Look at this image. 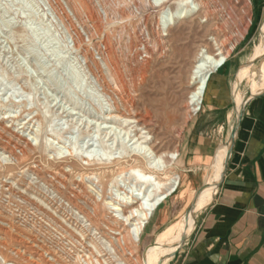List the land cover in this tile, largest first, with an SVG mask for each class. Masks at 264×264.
Wrapping results in <instances>:
<instances>
[{
  "label": "rangeland",
  "instance_id": "1",
  "mask_svg": "<svg viewBox=\"0 0 264 264\" xmlns=\"http://www.w3.org/2000/svg\"><path fill=\"white\" fill-rule=\"evenodd\" d=\"M66 1L0 0V256L11 264H33L39 259L34 256L38 246L55 249L59 245L65 252L81 253L84 248L89 249L93 238L95 240L92 241L98 244V236L94 235L98 231L83 219L79 222L72 218H77L78 213L72 210L66 199H73L70 196L71 184L79 179L71 175L69 166H75L76 158L81 155L105 159L107 155L117 157L127 150H134L137 145L134 144L135 137L140 132H146L142 136H146L148 141L142 146H150L156 156L163 152H177L175 161L170 162L168 175L180 177V186L160 208L141 242L132 246L134 249L130 247L132 257L145 262L150 258L156 236L174 226L201 197H208L210 192L206 191V182L214 181L213 174L223 162L222 129L209 126L207 133L220 137L217 149L219 161L211 160L213 155L201 167L191 168L190 171L184 157L194 133L204 131L200 127L203 105L199 112H186L187 96L192 89L189 71L197 49L209 44V38L216 35L215 20L206 22L198 17L195 21L179 22L169 30L168 37L161 38V29L154 33L156 19L153 15L156 12L149 9L154 0ZM192 1H188L187 5L196 6L197 2ZM218 1L221 13L225 15L229 12L234 19L232 31H235L236 24L246 26L244 34L236 37L234 50L228 57L239 67L248 64L232 84L233 96L236 83L241 80L238 91L242 103V96L250 95L249 79L261 69L260 63L264 60V48L257 52L259 30L263 26L260 25L256 31V19L251 15L249 0H231L233 11L227 9L224 0ZM198 9L196 6L195 12ZM173 11L172 5L164 16ZM97 23L103 24V31L98 36L89 37ZM76 36L81 37L86 49L93 54L99 70L91 65L87 67L81 54L74 50ZM133 37L141 41L136 49H129ZM99 40L113 46L114 72L107 71L100 60L95 46ZM162 41H167L170 52L159 50ZM174 44H178L175 49ZM148 50L152 53L148 54ZM135 51L138 63L146 67L144 75L133 72L135 67L133 62L130 63V56ZM111 110L120 118L107 120ZM234 112L236 116L235 101ZM141 114L149 115L150 125L141 127L136 122ZM25 142L29 149L22 156ZM8 150L14 155L12 157L21 159L20 164H11ZM69 150L77 156H68ZM34 164L45 181L29 172ZM118 172L116 169L112 176L115 177ZM61 173L65 174L62 178ZM55 177L63 180V185H57ZM108 177L106 174L102 178L105 195L113 194L124 199L127 196L117 190L136 192L135 186L131 185V175L119 179L116 187L110 185L111 178ZM29 182L32 183V190L24 192L25 184ZM46 182L55 184V187L52 189ZM82 185V198L77 201L80 207L86 206L85 200L88 202L97 197L90 180L86 179ZM39 197L46 198L48 202L55 200L52 208H57L56 211L42 207ZM104 208L101 204L97 206L101 220L96 226L100 228H104L106 219L112 214V210ZM197 212L192 213L184 237L189 234L192 218ZM11 223H14L13 226H10ZM79 231L85 236L82 241ZM24 247L32 250L28 254L23 253ZM121 257L123 262L129 258L127 255ZM132 257L130 263L134 264ZM42 258L47 260L50 256ZM0 264L5 263L0 261Z\"/></svg>",
  "mask_w": 264,
  "mask_h": 264
},
{
  "label": "bare ground",
  "instance_id": "2",
  "mask_svg": "<svg viewBox=\"0 0 264 264\" xmlns=\"http://www.w3.org/2000/svg\"><path fill=\"white\" fill-rule=\"evenodd\" d=\"M188 1L190 0H154V2L151 3V5L149 6L150 7L149 9H151L152 12H156L155 15H153V18L156 19V31L154 33L156 34L158 30L161 29V34L159 35L161 38L168 37L169 30L175 27L179 22H183L187 20L195 21L196 18L198 17L202 19L204 18L206 22L215 20L216 35H212L209 38V44L207 43L204 46L199 47L197 49L198 51H196V53L193 56L194 62L192 63V67L189 71V82H191L192 84V89L189 91V94L187 96L188 98H187L185 105H186V109L188 110L186 112L195 113L197 111L198 112L200 111V106H202L207 99L206 96H207V89H208L210 75L214 73L215 71H218V69H220V67H222L223 64L228 60V57L231 51L234 50V43L236 41V37L242 36L244 34L243 32L246 30V26H242L241 24L238 25L235 23L236 29L235 31H232L231 29H232V24L234 22V19L230 16L229 12L225 13V15L221 13V4H219V1L217 2V0H194L195 2H197L196 6L199 7L198 9L200 11L199 14H197L198 10L197 12H195L196 6L191 7L187 5L189 3ZM224 1L226 3L225 5L227 6V9L230 11H233L232 1L231 0H224ZM191 2L193 1L191 0ZM172 5H173L174 11L171 12L170 15L164 16L166 12L169 11V9L172 7ZM119 15L121 17L123 16L121 12L119 13ZM247 21L248 23L250 22V20H247ZM102 28H103V24L97 23L96 25H94L93 29L91 30L92 33H90V35L88 34L89 37L90 36L92 37L93 35L98 36L99 34H101V32L103 31ZM259 32H260V43L257 47L258 53L260 49L264 47V29L261 28ZM104 33L106 32L104 31ZM140 41L141 40H139L138 37H135V38L133 37V40L128 45L129 49H136L135 47L140 44ZM166 43L167 41L166 42L162 41L161 45L159 43L160 51L170 52L169 48H167ZM85 45L86 44L82 42L81 37L76 36V38L74 39V45H73L74 50L78 52V54H81L83 61L87 67L91 65V67H94L99 70L98 63L94 60L93 54L86 49ZM177 45L174 44V49L177 48ZM95 46H96L97 52L100 55V60L101 62H103L104 66L107 68V71H113L114 70L113 56L115 52H113V46L111 45V43L109 42L107 43L105 41L99 40L98 42L95 43ZM180 49L181 48L179 47V51ZM257 52H256V55L258 54ZM147 53L151 54L152 51L149 52L148 50ZM137 58L138 57H137L136 51L131 52L130 63L133 62V65H134L133 67H135L133 68L134 69L133 72L134 74L142 73L144 75L146 71V67H144L143 65H140V63H138V61L136 60ZM261 72H263V69H260V71L255 74L257 75V74H260ZM243 75L249 76L246 73H244ZM116 76H119V75H115L114 77ZM96 78H97V75H96ZM240 81L241 80L239 79L238 82L236 83V87L234 89V94H233L237 113H238V110L242 108V103L240 101V94L238 91V86H239ZM236 117H237V114H236ZM118 118H120V116L115 114L114 111L111 110L108 114L107 120L110 121V120H115ZM150 121L151 119L149 115H142L138 117L136 122L141 127L142 126L146 127L150 125ZM144 133L146 132H142V133L140 132V134L137 137H135L136 141L134 142V144L136 143L137 145H136V149L134 150L133 149L127 150V152L121 153L117 157H114V156L110 157L109 155H107L105 159L93 158L90 155H86V156L81 155L79 159L76 158L75 166H72V165L69 166L71 167V170H70L71 175L73 174L72 176L77 177L76 179H79V181L75 180L71 184L72 188L70 190V196H72L73 199L71 198L66 199L67 203L70 205L72 210H75L78 213L77 218H75L74 216H72V218H74L76 221H79L80 219L81 221L84 220V222L87 223L88 226L92 227V229H94L96 232L98 231L96 234H94L96 237L98 236V238H96L98 240V244L92 241L93 239L95 240V238H93L90 241L91 246H89V249L84 248L81 251V253H78V251L77 252L75 251L65 252L63 247L59 245L56 246L55 249L54 248L47 249L43 246H38L37 250L34 251V256L35 255L38 256L39 259L38 261L35 260L33 264H115V263L116 264H131L130 262L132 261L130 257H132V251H129L130 247L135 246L136 244H139L141 242L140 241L141 237H143V235L147 233L152 227V223L155 221L156 215L159 213L160 208L167 202V200L170 197H172L175 194L176 190L180 186V177L178 176L169 177L168 175V172L171 167L170 162L175 161L177 157V152L175 154L169 153V152H163L159 154V156H156V154L153 152L150 146H147V145L142 146L143 144H147V141H148L146 136H142ZM229 145L231 144L229 143ZM27 149H29L28 143L25 142L24 147L21 150L22 156H25L27 154ZM11 150L12 149H10V151ZM11 152H9V157H11L12 159L11 164L17 166V164H20L19 162L21 159L18 157L16 158L12 157L14 155ZM68 154H69L68 156L71 157L75 153L72 150L71 151L69 150ZM222 161L223 162L220 165H218V167L216 166L217 168L215 167L216 170L213 174V176H215L214 181L207 180L206 182V191L208 189L210 192L208 197H205V196L201 197L199 202L193 205L191 212L188 214L186 218L184 215L181 219L176 221L174 226L168 227L162 230L161 233H159L156 236L149 259H146L145 262H141V261H138L135 257L134 258L132 257L133 261L135 262L134 264H162L165 260H168L172 257L174 251H176L183 242L184 231L186 230L188 226L192 213L205 209V207L211 201L215 193V190H216V185L221 179V174L224 168L225 157L222 159ZM36 167L37 165L34 164L32 170L29 172L31 173V175H35L39 180L45 181L43 178L40 177L41 174L38 172V170L40 169H37ZM116 169H118L119 172L115 177H113L112 175ZM106 174L109 175V177L111 178L110 185L113 184L112 187L118 186L119 179H125L124 178L125 176H127L128 174L131 175V178H132L131 185L135 186L136 189L134 191L136 192H133V191L126 192V190H123V189L117 190L119 194L127 196V198H124V199H122L119 196H114L113 194L107 195L106 193L107 195L106 196L103 192V188H104L103 180L104 179H102L103 176H105ZM64 175H65L64 173H61L60 178L64 177ZM55 178L57 179V181L54 178L52 180H55L56 181L55 183L57 185H63V180L58 179L57 177ZM86 179L90 180L92 189H94L95 191L94 195L95 196L97 195V197L96 199L95 197H92L93 199L88 202L85 200L86 206L80 207L77 204V201H79L82 198V195H81V193H83L82 184L83 182L86 181ZM46 184L48 185L50 184L52 189L53 187H55V184L53 183L46 182ZM25 185L26 186L24 188V192L32 190V187H33L32 183L29 182ZM39 199L41 201L40 203L42 207L47 208V209H51L55 203L54 202L55 200L50 201L48 199L49 200L48 202L46 198L44 200V198L39 197ZM99 204H101L103 208L105 207L108 210H112L111 211L112 214L106 219L105 224L103 225L104 228H100L98 227V225L96 226L97 222L101 220V215L99 214V211H97V206ZM52 209L55 212L57 208L54 207ZM13 224L14 223H11L10 226H13ZM82 224H80V226ZM7 233L8 232H6V234ZM78 234H81V232L79 231ZM79 237H80V240L82 241L85 238L84 233L79 235ZM30 240L28 241L31 242ZM68 241L70 242L71 239ZM28 250H29L28 247L27 248L24 247V249L21 252L28 254L30 250L32 249L30 248V250L29 251ZM31 252L33 253V251ZM45 255L50 256V258L47 260L43 259L42 257ZM122 255H127V257H129L127 259V262L122 261V257H121ZM0 261H2L5 264H11L9 260L7 261L5 260V258L1 256H0Z\"/></svg>",
  "mask_w": 264,
  "mask_h": 264
},
{
  "label": "crops",
  "instance_id": "3",
  "mask_svg": "<svg viewBox=\"0 0 264 264\" xmlns=\"http://www.w3.org/2000/svg\"><path fill=\"white\" fill-rule=\"evenodd\" d=\"M249 1L258 32L260 25L264 29V0ZM231 61L210 75L200 115L204 131L194 133L184 156L190 171L213 155L211 160L219 161L220 137L208 134L209 127L222 129L223 158L230 146L236 119L232 84L247 67ZM260 66L263 72L249 79L250 95L242 96L243 115L215 193L193 216L189 234L164 264H264V60Z\"/></svg>",
  "mask_w": 264,
  "mask_h": 264
},
{
  "label": "water",
  "instance_id": "4",
  "mask_svg": "<svg viewBox=\"0 0 264 264\" xmlns=\"http://www.w3.org/2000/svg\"><path fill=\"white\" fill-rule=\"evenodd\" d=\"M263 92H261V93H259V94H255V95H252L251 96V98H253V96H256V95H260V94H262ZM244 107V106H243ZM243 107L241 108V109H239L238 110V113H237V117H236V119H235V123H234V125H233V129H232V131H231V133H230V136H229V139H230V146H229V148H228V150H227V153H226V156H225V164H224V168H225V166H226V164H227V158L229 157V154H230V152H231V147H232V142H233V140H234V136H235V134H236V132H237V126H238V124H239V121L241 120V117H242V115H243ZM224 170V169H223ZM191 206L189 207V209L186 211V213H185V218L188 216V214L191 212Z\"/></svg>",
  "mask_w": 264,
  "mask_h": 264
},
{
  "label": "built area",
  "instance_id": "5",
  "mask_svg": "<svg viewBox=\"0 0 264 264\" xmlns=\"http://www.w3.org/2000/svg\"><path fill=\"white\" fill-rule=\"evenodd\" d=\"M116 264V263H115Z\"/></svg>",
  "mask_w": 264,
  "mask_h": 264
}]
</instances>
